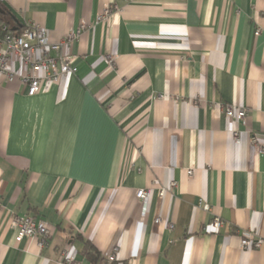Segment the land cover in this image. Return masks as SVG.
<instances>
[{
  "label": "crops",
  "instance_id": "crops-1",
  "mask_svg": "<svg viewBox=\"0 0 264 264\" xmlns=\"http://www.w3.org/2000/svg\"><path fill=\"white\" fill-rule=\"evenodd\" d=\"M0 22L54 40L84 25L66 49L76 74L35 95L0 84V264H58L66 246L92 264L79 235L106 264H264V153L251 143L264 141V0H0ZM139 189H151L144 216ZM14 214L48 221V243L16 241ZM215 216L232 229L207 231Z\"/></svg>",
  "mask_w": 264,
  "mask_h": 264
},
{
  "label": "built area",
  "instance_id": "built-area-1",
  "mask_svg": "<svg viewBox=\"0 0 264 264\" xmlns=\"http://www.w3.org/2000/svg\"><path fill=\"white\" fill-rule=\"evenodd\" d=\"M112 11L111 7L105 9L108 15ZM74 31L62 40L50 38L46 29L40 25L29 22L19 30L12 29L6 24H0V84L2 82H13L21 79L28 87V94L35 95L53 83H57L62 76L76 74L77 68L73 65L74 57L66 52V49L81 34V30ZM109 62H113L114 57H107ZM245 107L227 103L224 105L225 116L236 122H244L247 116ZM234 137L237 139L238 134ZM253 145H259L261 153H264V141L258 135L251 138ZM193 170H188V175H193ZM177 181L171 182L169 187H164L159 191L163 197L168 191L177 186ZM151 196V189H139L136 197L142 205L143 216L147 212V203ZM204 211H210L211 206L204 199H200L197 205ZM159 222V218L156 219ZM11 227L17 229L16 241L21 242L24 238L38 237L40 244L45 246L49 238L53 235V226L46 220L35 218L31 215L14 214L11 218ZM228 231L232 229V224L223 220L220 216H215L206 230L213 233L220 232L221 228ZM263 240H252L250 237L242 239L243 248H258ZM115 257L111 255L110 260ZM58 264H80L74 255L70 254V247H64L58 259Z\"/></svg>",
  "mask_w": 264,
  "mask_h": 264
},
{
  "label": "trees",
  "instance_id": "trees-1",
  "mask_svg": "<svg viewBox=\"0 0 264 264\" xmlns=\"http://www.w3.org/2000/svg\"><path fill=\"white\" fill-rule=\"evenodd\" d=\"M0 23L2 24L3 22H0ZM27 215H30V214H27ZM31 216L38 218L37 214L31 215ZM79 236L83 241V247L81 249L82 255L85 256L92 264H106L107 263L106 259L104 258L102 253L94 246V244L89 240H85L82 235H79Z\"/></svg>",
  "mask_w": 264,
  "mask_h": 264
}]
</instances>
